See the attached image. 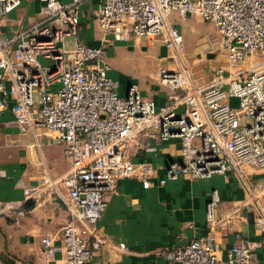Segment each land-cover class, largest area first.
<instances>
[{"label":"built area","instance_id":"2783aa9c","mask_svg":"<svg viewBox=\"0 0 264 264\" xmlns=\"http://www.w3.org/2000/svg\"><path fill=\"white\" fill-rule=\"evenodd\" d=\"M38 1L39 20L13 35L0 31V111H9L18 131L34 137L30 154L58 143L70 162L64 176L52 179L45 171L36 185L23 189L24 203L54 194L64 205L63 264H93L79 226L94 234L106 195L115 193L120 181L153 187L152 165L133 162L128 155L141 134L161 143L180 140V159L167 166L159 186L182 178L234 177L252 202L245 208L253 223L264 232L260 188L248 175L249 168L264 169V0H99L100 45L77 43L70 49L64 40L77 34L80 0L67 5ZM20 4L0 0V28ZM173 13L182 20L196 16L212 23L221 35L218 46L206 43L210 51L224 52L226 65L214 69L205 86L194 82ZM132 39L158 41L168 52L173 68L162 69L159 82L172 94L163 106L142 97L136 85L121 95L119 84L108 76L105 47ZM244 118L251 123L244 125ZM218 204L213 191L206 204L210 226ZM21 205L0 201V218L16 214ZM41 247L46 262L51 261L53 240L42 238ZM99 247V241L91 244L94 250ZM161 256L168 264H258L249 243L233 245L221 259L213 233Z\"/></svg>","mask_w":264,"mask_h":264},{"label":"crops","instance_id":"0c3cea01","mask_svg":"<svg viewBox=\"0 0 264 264\" xmlns=\"http://www.w3.org/2000/svg\"><path fill=\"white\" fill-rule=\"evenodd\" d=\"M58 1L67 5L72 0ZM98 5L99 0L79 1V25L73 46L77 43L89 47L100 45ZM40 7L38 0H21L20 6L3 21L0 31L13 35L19 29L27 28L39 20ZM197 19L200 18L191 16L180 19L182 23L175 22V25L179 31L190 33L195 30ZM140 41H111L105 47V62L108 65L116 50L122 49L124 52L120 54L126 59L135 58L143 78L121 73L114 75L109 65L108 76L119 84L121 95L130 85H136L142 97L163 106L172 94L159 82L162 68H169L168 52L157 41H146V49L140 47ZM152 45L155 46L151 48ZM199 47L200 50L193 53L195 59L188 56L192 58L195 84L205 86L212 71L224 67L226 59L220 60L218 53L223 51L219 48L210 51L205 41ZM218 49L220 52L217 53ZM34 142L32 135L18 131L9 111H0V172L3 174L0 177V201L22 204L14 217L0 218V264L64 263L60 238V229L68 220L64 205L54 194L24 203L23 189L36 185L45 171L52 179L64 176L70 169V162L64 158L63 147L58 143L43 147L40 153L37 150L30 154L28 146ZM180 150L179 139L161 143L144 134L131 145L128 152L131 161L152 165L153 187L144 189L140 182L132 179L120 181L116 192L106 195L107 207L94 234L88 235L79 226L91 249L93 264H168L161 253L175 250L208 233L214 234L221 259L226 258L227 250L233 245L249 243L255 247L258 264H264V232L249 222L247 215L250 212L245 205L252 202L244 189L238 187L234 177L214 175L195 181L182 178L168 181L164 186L158 185L159 180L166 177L167 166L179 161ZM40 154L44 157V167L39 164ZM248 175L250 183L260 188L259 199L264 205V169L249 168ZM213 191L219 196V204L215 225L210 226L206 219V204ZM44 237H50L55 247L49 262H46L41 247ZM94 241L100 242L98 250L91 248Z\"/></svg>","mask_w":264,"mask_h":264},{"label":"rangeland","instance_id":"374dc122","mask_svg":"<svg viewBox=\"0 0 264 264\" xmlns=\"http://www.w3.org/2000/svg\"><path fill=\"white\" fill-rule=\"evenodd\" d=\"M174 17L172 18L173 22H177V23H182V21L180 20V18H178L176 16V14H172ZM197 23H195V30L192 29L193 31L190 33H184V31L181 33L183 35V41H184V47H185V53L188 56H191L195 59V55L193 53H196L197 51L200 50V46L204 45V41H210L213 45L219 44V40L221 39V35L218 34V32L216 31L214 25L212 23H208V22H204L201 19H197ZM188 22V21H186ZM185 22V23H186ZM192 22V21H191ZM144 40V41H142ZM146 41H150V42H154L153 40H147V39H141L140 41V47H143L144 49H146ZM158 42V41H157ZM65 46L67 49H70L73 47V43H74V37H69V38H65L64 40ZM159 43V42H158ZM141 44H143L141 46ZM207 44V43H206ZM155 46V45H154ZM153 45L151 46V48L154 47ZM124 52V50H116V55L113 59L110 60L109 62V66L111 71L113 72V74L115 75L116 73H121L124 74L126 76H138L140 79L143 78L142 72L140 73V69L139 66L137 64V61L135 60V58L131 57L126 59L124 56H122L120 53ZM220 52L219 49L217 50V53ZM219 54V59L224 61L225 55L223 52L218 53ZM188 56V57H189ZM190 57V58H191ZM192 61V58L190 59V62ZM167 64H169L168 60H167ZM168 67V66H167ZM173 68L172 64H169V69ZM152 69V68H151ZM164 69V68H162ZM110 71V74H111ZM247 123H251V119L249 118H244L243 119V124L246 125ZM15 215V214H14ZM13 214H10L8 216V218H12L14 217Z\"/></svg>","mask_w":264,"mask_h":264},{"label":"water","instance_id":"95a60500","mask_svg":"<svg viewBox=\"0 0 264 264\" xmlns=\"http://www.w3.org/2000/svg\"><path fill=\"white\" fill-rule=\"evenodd\" d=\"M30 202H31V201H30ZM247 217H248L249 222L252 223V222H253V216H252V214L249 213V214L247 215Z\"/></svg>","mask_w":264,"mask_h":264}]
</instances>
